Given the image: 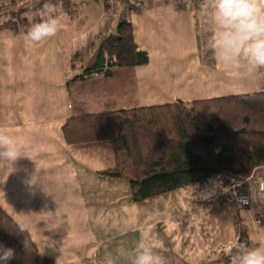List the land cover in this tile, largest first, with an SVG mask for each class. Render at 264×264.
<instances>
[{"label": "crops", "instance_id": "obj_1", "mask_svg": "<svg viewBox=\"0 0 264 264\" xmlns=\"http://www.w3.org/2000/svg\"><path fill=\"white\" fill-rule=\"evenodd\" d=\"M47 1L69 7L55 37L28 46L29 28L0 29V128L23 146L12 164L0 162V207L28 233L40 259L132 264L131 251L148 231L166 264H214L237 242V219L252 243L264 245V167L249 179L222 173L137 204L127 180L102 175L117 166L110 141L68 145L63 134L71 117L261 92L264 69L248 74L245 65L232 75L216 60L209 0H122L115 10L104 0ZM122 16L149 64L74 80L95 63L98 43ZM243 192L257 194L255 206L235 204Z\"/></svg>", "mask_w": 264, "mask_h": 264}, {"label": "trees", "instance_id": "obj_2", "mask_svg": "<svg viewBox=\"0 0 264 264\" xmlns=\"http://www.w3.org/2000/svg\"><path fill=\"white\" fill-rule=\"evenodd\" d=\"M23 1L0 6L7 19L1 30L24 33L40 21L29 20L25 9L16 10ZM62 5L68 8L66 2ZM149 61V54L135 43L131 22L122 16L115 32L98 43L95 63L74 80L96 75L111 78L114 68L146 66ZM63 134L68 145L110 141L117 166L102 175L127 180L133 202L140 204L222 173L249 179L264 167V89L191 104L71 117ZM236 224L237 242L256 247L243 221L237 219ZM0 245L14 249L16 258L10 264H52L40 259L28 233L1 207ZM234 255L235 250L231 255L224 252L214 264H232Z\"/></svg>", "mask_w": 264, "mask_h": 264}, {"label": "clouds", "instance_id": "obj_3", "mask_svg": "<svg viewBox=\"0 0 264 264\" xmlns=\"http://www.w3.org/2000/svg\"><path fill=\"white\" fill-rule=\"evenodd\" d=\"M214 26L213 49L216 60L232 75H239L246 65L248 74L264 69V0H209ZM41 19L31 25L24 42L33 46L55 37L63 28L64 14L52 4H45ZM22 145L0 128V162L13 163L22 156ZM233 256V264H264V245L248 248L233 242L224 252ZM132 264H166L152 244V235L141 233L131 251ZM16 258L13 248L0 245V264Z\"/></svg>", "mask_w": 264, "mask_h": 264}, {"label": "built area", "instance_id": "obj_4", "mask_svg": "<svg viewBox=\"0 0 264 264\" xmlns=\"http://www.w3.org/2000/svg\"><path fill=\"white\" fill-rule=\"evenodd\" d=\"M169 1H175V0H169ZM122 0H105L106 6H108V9L115 10L118 5H120ZM181 2L185 5H203L206 4V0H181ZM259 190L260 192H264V180L260 179L258 180ZM235 187H232V191L234 192ZM257 203V194L254 192L252 195H250L247 192H243L240 194L235 195V204L239 207L243 208H251L255 206Z\"/></svg>", "mask_w": 264, "mask_h": 264}, {"label": "rangeland", "instance_id": "obj_5", "mask_svg": "<svg viewBox=\"0 0 264 264\" xmlns=\"http://www.w3.org/2000/svg\"><path fill=\"white\" fill-rule=\"evenodd\" d=\"M43 2V1H42ZM105 2V0H104ZM32 0H25L21 3H18L17 7L19 6V8H16V10H20V8L22 9H25L26 10V16L29 20H34L36 18H41V14L44 12V6L45 4H52L50 3V1H47V0H44L43 3H40V2H35L34 4H32ZM122 3V2H121ZM106 4V3H105ZM40 5V7H38ZM53 5V4H52ZM58 6H62V13H65V10L68 9V8H64L62 3L59 5V4H56ZM57 7V6H56ZM81 10L79 11V13L77 14L76 13V17H75V20L78 21L79 17L81 16V13L84 12L83 9L84 7L80 8ZM7 20L6 17H4L2 14H0V23L3 24V22ZM21 29V28H20Z\"/></svg>", "mask_w": 264, "mask_h": 264}]
</instances>
